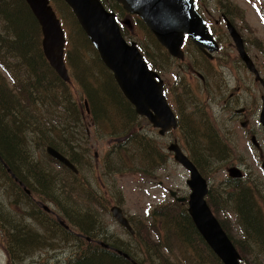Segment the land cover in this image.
Returning <instances> with one entry per match:
<instances>
[{"label":"rangeland","instance_id":"obj_1","mask_svg":"<svg viewBox=\"0 0 264 264\" xmlns=\"http://www.w3.org/2000/svg\"><path fill=\"white\" fill-rule=\"evenodd\" d=\"M61 1L64 5H67L63 0ZM49 3L62 20L65 30L64 51L68 56V62L73 65L71 66L66 62L69 75L66 86L73 98L79 101L77 104H79L81 112L78 123H74L73 127H71L73 129L71 140L76 145L86 147L87 150L86 158L83 161L79 160L77 164L85 195L81 193L80 189L75 188L70 190V194L81 206L93 208L94 214L101 221V226L106 230H100L101 233L107 232L105 235L113 234L119 237L118 241L128 244L136 255H141L142 248L145 249L143 245L137 244V239L128 234L112 216L110 208L116 205L122 209L128 220L136 222L132 223V227L137 233L142 234L148 240L157 241L154 236L155 233L151 231L147 233V229L143 228L142 223H148L150 227L155 223L158 231L161 224L160 219H151V213L157 208L163 209V207L171 204V191L174 192V196L177 193L178 197L181 195V193L178 194L180 191L186 192L185 180L188 177L187 171L173 159V154L167 150L168 144L173 139H176L183 151L190 154L192 158L191 146L193 145L185 139L181 132L183 124L184 126L187 124L198 136L200 149L202 150L209 146L208 143L211 138L220 140V143L227 141L224 140L225 138L231 140L230 143L227 141V147L222 144L224 149L220 154L227 156V151H229V159L212 161L211 168L204 172L211 185L220 184L221 187H226L227 168L236 165L243 173H251L252 179L255 180L248 181L250 182L249 184L246 181L241 183L247 187V194L249 195L252 186H258L255 191L260 195L262 203L264 202V170L262 169V167L264 168V129L259 122L254 123L255 126L251 128L255 135L254 138L260 147L257 149L256 147L258 146L252 144L251 138H248L250 136L246 137L243 131H241L242 133L237 132V135H235V133L228 130L232 114L230 108L232 106L226 108L222 101L223 98L227 99L229 93H237L233 88L235 85L233 76H235L238 79L236 83L240 85V91L237 93V100L239 101L235 106L242 105L249 108L252 111L249 114L257 113L261 111L260 97L262 95L264 97V89L260 86V81L254 80V75L245 68L238 58V52L232 38L227 34L224 23L222 22L219 26L215 25V19L221 21L220 13L224 7L234 12L235 27L245 42V49L251 57L250 59L260 78L263 77L264 0H197V10L205 19L207 26L211 32L220 33L223 39V44L220 45L221 48H219V43L215 41L216 49L206 51L209 54L205 53L208 57L216 58L214 60L207 59L208 57L205 54L202 55L200 53L201 50L193 42V44L182 47V58H176L170 55L161 45L159 47L156 46L146 33H141L140 30L135 28H125L126 33H130L131 36L135 37L132 40L145 44L153 53L152 58L157 64V70H154L165 85L167 101L174 111L179 114L178 121H180L181 126L176 127L165 135H159L157 130L145 118L137 114V119L119 117L116 112V103L113 100L108 103L103 101L104 105H109L106 112L102 111L105 122L92 119L94 117L89 115L87 103L85 104L84 102L83 105L82 100L87 96L88 86L86 84H92L95 79L99 78L96 76L99 73L98 63L92 60L94 53L89 48V45L92 44L81 38L77 30L73 31L72 20L61 15L60 11L64 5H61L62 8L59 11L54 7L52 0H49ZM108 4L111 5V2H108ZM69 9L71 10L70 7ZM62 13L66 12L62 11ZM74 18L76 20L75 16ZM130 19L132 18L130 17ZM1 24L0 22V27ZM5 36L7 35L5 34ZM1 53L2 49L0 47V58L4 60ZM163 53H166L167 57L163 56ZM6 62L13 68L8 61ZM109 72L111 73V71ZM195 72L199 76H196ZM0 76L5 79L9 86L10 84L12 85V80L9 79L8 73L1 66ZM203 77L204 82L200 80ZM60 99L61 94L59 93L53 100H50L53 108L43 111L44 115L53 124L57 125H61V119L56 115L54 107L60 103ZM43 104L45 103L43 102ZM60 110L57 113L62 114ZM232 120L235 122V129L240 131L237 120ZM133 131H138L143 137L142 141L149 142L150 145L148 146H153L157 150V152L155 150L153 152L155 154L154 160H146L143 158L142 152L139 155L140 151L135 141L126 142L119 155L115 153L114 148L117 136L119 134L122 137L128 134L131 135L130 132ZM29 145L32 148L31 142ZM74 150H77L76 146ZM251 150L253 154L259 155V150L261 151L262 156L259 157V161H255V157L254 160L251 159ZM38 154L44 156L42 152H38ZM119 158H121L123 165L113 167L112 164L118 162ZM206 161V163H209V160ZM145 164H147V167L143 170ZM82 175L86 179H83ZM2 176L1 173V207L4 205L12 208L13 213L11 212V215L16 222L22 219L21 217L18 218L17 213L23 215V211H27L31 214V217L25 216V222L28 223V226L38 233L44 232V228L40 226L41 217L39 216L48 218L50 214L38 211L40 215H34L32 204L22 198V193L14 189L12 182H6ZM73 186H75V183L70 187ZM244 186H241L240 189ZM36 195H34L35 199H39V196L37 197ZM103 198H105V201ZM100 199L104 202L103 206L100 203ZM46 204L51 209L54 206L50 203ZM180 204L186 208V203L181 202ZM227 212L228 215L226 214L225 217L234 223L235 214L230 212V210ZM0 225L6 227L5 221L0 219ZM233 232V238L237 239L238 231L236 230V225L233 228ZM50 234L54 236V240L51 241L55 245L53 247H36L22 260L21 264H65L68 259L72 258L74 251L72 245L65 244L56 234V231ZM239 234L242 233L239 231ZM3 238L4 233L0 227V264H8V249H6V243L3 242ZM74 242L71 241V244ZM170 244L172 245V253H168V256L172 255L170 259L172 260L173 258L176 264H198V262L194 263V260L188 252H185L183 245L177 239L173 238V242ZM247 254L249 258L252 257L251 254ZM259 255L264 260V245L259 250ZM214 263L217 264V262Z\"/></svg>","mask_w":264,"mask_h":264},{"label":"trees","instance_id":"obj_2","mask_svg":"<svg viewBox=\"0 0 264 264\" xmlns=\"http://www.w3.org/2000/svg\"><path fill=\"white\" fill-rule=\"evenodd\" d=\"M107 1L111 2V5ZM101 2L110 10H114L118 17H126L127 14L119 3L114 0H101ZM52 3L59 11L62 8L61 5H64L61 0H52ZM66 6L64 5L61 9V15L72 20L73 31L77 30L78 35L91 44L77 24L73 13ZM62 11L66 13L63 14ZM131 18L135 25L133 28L140 30L141 33H146L149 39L159 47V43L144 23L135 16H131ZM0 22L2 23L0 47L1 55L4 58V60L0 58V66L12 80V85L9 86L0 76V157L6 167L30 190V194L23 191L1 164L0 175L2 173V178L6 182H12L14 189L22 193V198L32 204L34 215L38 216L39 212H45L33 200L35 199L34 195L37 194L36 196H39L37 200L41 203L54 205L53 212L69 226V229L61 226L54 214H50L48 218L40 215V226L44 228V232L38 233L25 222V216L31 217L30 213L27 211H23V215L17 213L18 218L22 219L16 222L11 215L12 208L0 205V219L4 220L6 225V227L1 225L0 227L4 233L3 242L6 243V249H8V264H21L22 260L36 247H53L55 243L51 240H54V236L50 234L53 231H56L65 244H70L74 248L72 258L68 259L65 264H132L113 249L102 247L98 242L93 241L95 239L125 252L137 264H176L173 258L170 259L172 255L168 256V253H172L170 243L173 242V238L177 239L179 243L181 242L185 252L189 253L194 263L215 264L214 262H217V264H221L196 230L186 208L176 201H172L163 209L157 208L151 213V219H160L161 224L158 231L155 223L151 227L148 223H145L146 225L142 223L143 228L147 229V233L150 231L155 233L157 241L148 240L142 234L136 233L137 244L143 245L145 248H142L141 255H136L128 244L110 240L109 237L101 235L100 230H104V228L101 226L99 218L94 214L93 208L81 206L70 194V190L75 188L80 189L81 193L85 195L80 178L45 152V147L49 145L76 165L78 160L83 161L86 158V147L76 145L71 140L73 130L71 127L74 123H78L81 113L79 104H77L79 101L73 98V95L67 90V82L60 79L43 56L40 44V27L25 1L0 0ZM122 31L123 36L130 40L135 39L130 33H126L125 28ZM89 46L94 53L92 60L98 63L99 72L96 75L99 77L98 79H95L92 84H86L88 86L87 96L82 99L83 105L84 102L87 103L89 115L94 117L92 119L95 121L105 122L102 111L106 112L109 105H104L103 101L108 103L113 100L116 103V112L119 117L137 119L138 116L132 105L124 98L113 75L100 61L92 45ZM137 46L147 64L157 70V64L152 58L153 53L141 42H137ZM163 56L167 57V54L163 53ZM5 59L13 68L7 64ZM64 60L65 63L71 65L65 51ZM59 93L61 94L60 103L54 109L56 115L61 119V125L53 124L43 113V111L53 108L50 100H53ZM58 106L60 107L58 108ZM59 109L62 114L57 113ZM179 126H181L180 121L177 122V127ZM181 128L185 139L193 145L191 146L193 154L191 159L201 174L204 175L205 170L211 168L212 161L222 160L225 157L220 155L224 149L220 140L211 138L209 146L202 150L200 149V139L197 138L194 131L187 124L185 126L183 124ZM137 133L139 134L138 131H133L130 132L131 135L128 134L124 137L119 134L114 148L115 153L119 155L126 142L135 141L140 151L139 155L142 152L143 158L154 160L153 152L154 150L157 152V150L153 146H148L149 142L142 141L143 137L139 134V138ZM30 142L32 148L29 145ZM75 146L77 150H74ZM38 152H42L44 156ZM206 160H209V163H206ZM112 165L113 167L120 166L123 165V162L119 158L118 162H114ZM146 167L147 164L143 170ZM77 178L79 179L77 180ZM83 179L86 178L83 177ZM233 180L238 181L239 178H233ZM73 183L75 186L70 187ZM257 187L252 186L249 191V203H245L241 199L237 202L239 196L248 193L246 187H242L240 190L238 188L235 195L230 187L224 191V187L216 185L215 191H213L216 198L223 203L219 208L225 210L229 208L230 212L235 214L234 223L224 216L226 224L223 220H220V224L232 239L241 256L242 264H263L264 261L259 255V250L264 245V202L262 203L260 195L255 191ZM103 200L105 201V198ZM211 209L215 215L218 214L216 213L217 207L212 208L211 206ZM130 221L136 223L134 220ZM235 225L238 231L237 239L233 238ZM239 231L242 234H239ZM102 234L106 233L102 232ZM240 235L242 236L240 237ZM86 237L89 240H86ZM71 241L75 242L71 244ZM246 253L251 254L252 257L249 258Z\"/></svg>","mask_w":264,"mask_h":264},{"label":"water","instance_id":"obj_3","mask_svg":"<svg viewBox=\"0 0 264 264\" xmlns=\"http://www.w3.org/2000/svg\"><path fill=\"white\" fill-rule=\"evenodd\" d=\"M116 1L125 11L139 16L158 42L176 58L183 56L181 45L184 35H187L206 54H209L206 50L216 49V43L209 34L204 20L196 11L193 0ZM25 2L39 23L42 35L41 47L45 58L59 77L67 80L68 75L63 60L65 38L55 11L49 0H25ZM64 2L71 8L99 58L112 72L120 91L133 106L136 114L146 117L154 128H158L159 134L175 128V115L163 94L161 77L148 67L136 43L127 42L121 35L113 12L105 9L99 0H64ZM225 25L239 57L247 69L254 74L255 79L263 83L244 49L239 32L228 20ZM259 122L264 127V97H262ZM251 142L258 146L254 137H251ZM45 150L50 156L76 172L74 165L56 149L47 146ZM167 150L173 153L174 160L189 173L186 180L190 189L187 212L196 230L222 264H240L239 253L205 200L208 189L205 178L183 153L176 141L170 143ZM8 171L10 172V169ZM227 173L232 178L242 176L238 166L228 167ZM171 195H174V192L171 191ZM176 200L183 201L185 198H176ZM41 206L44 210H49L46 205ZM110 212L118 223L132 233V228L120 207L112 206ZM58 221L67 228V225L59 218ZM100 244L107 247V244ZM116 251L132 264H137L126 253Z\"/></svg>","mask_w":264,"mask_h":264},{"label":"flooded vegetation","instance_id":"obj_4","mask_svg":"<svg viewBox=\"0 0 264 264\" xmlns=\"http://www.w3.org/2000/svg\"><path fill=\"white\" fill-rule=\"evenodd\" d=\"M198 1H200V0H198ZM225 10V11H224ZM224 11V12H223ZM223 11H221V13H220V20L221 21H219V19H215V25H220L222 22L224 23V26H225V18L227 19V20H229L234 26H235V23H234V17H233V15H234V12H232V11H230L229 10V8H226V7H224L223 8ZM227 14V15H226ZM127 18V17H126ZM121 22H120V27H121V30H123V28L125 27V28H128V29H131V24H132V28L134 27V23H133V20L131 21L130 19H129V17L127 18V19H125V20H123V18H122V20H120ZM208 27V26H207ZM236 28V27H235ZM208 29H209V32H210V34L212 35V37H213V39L215 40V41H217L218 43H219V48H221V44H223V42H222V36H220V33H214V32H211V30H210V28L208 27ZM228 35H229V33H227ZM240 34V33H239ZM230 37V36H229ZM229 37H228V39H229ZM242 37V36H241ZM243 39V38H242ZM243 42H244V40H243ZM192 42L189 40V38L188 37H186L185 36V38L183 39V44H182V47L183 46H185V45H190ZM193 44V43H192ZM244 47H245V42H244ZM195 48H197V47H195ZM219 48H218V50H219ZM217 50V51H218ZM202 51V50H201ZM200 51V53L202 54V55H204L205 54V52H201ZM245 51H246V49H245ZM247 52V51H246ZM248 54V53H247ZM206 55V54H205ZM249 55V54H248ZM206 57H208L207 55H206ZM250 57V56H249ZM210 58V60H214V59H216V58H211V57H208L207 59H209ZM238 58L241 60V58L238 56ZM251 58V57H250ZM241 62L244 64V66H245V68L247 69V67H246V65H245V63L241 60ZM251 73V72H250ZM195 74H196V76H197V73L195 72ZM252 74V73H251ZM262 78V80H263V83H259L258 81V83L260 84V86L262 87V89H264V76L263 77H261ZM233 79H234V82H235V85L233 86V88L236 90V92L238 93L239 91H240V85L239 84H237L236 82H237V78L235 77V76H233ZM202 82H204V77H203V79H200ZM254 80L256 81V79H255V77H254ZM237 93H229V95H227V99H225V98H223L222 99V101H223V103H224V107H226V108H228V107H230V106H232L231 108H230V112L232 113L231 114V116H230V127H229V131H231L232 133H235V135H237V132H241V131H243V134L246 136V137H248V136H250V137H248L249 139L251 138V137H255V135H254V132H253V130L251 129V128H253V126H255L254 125V123H257V122H259V113L260 112H257V113H252V114H249V113H251L252 111L249 109V108H246V107H243L242 105H239V106H235L236 105V103L239 101V100H237ZM263 96V95H262ZM262 96L260 97V99H261V106H260V108L262 107ZM172 107V106H171ZM173 109V108H172ZM261 110V109H260ZM259 110V111H260ZM173 112H174V114H175V116H176V119H177V122H178V113L176 112V111H174V109H173ZM232 119H234V120H237V122H238V125L240 126V131H238L237 129H235V127H234V125H235V122L232 120ZM259 124H260V126L264 129V127L261 125V123L259 122ZM157 130V129H156ZM174 130V129H173ZM172 131V129L171 130H168V131H166L164 134H159L158 133V130H157V133L159 134V135H165V134H169L170 132ZM242 133V132H241ZM226 136V135H225ZM224 140H227L229 143L231 142V140H229V139H227V138H225ZM173 141H176V139H173ZM227 141H224V143H222V144H224V147H227L228 145H227ZM172 142V141H171ZM177 143H178V141H176ZM178 145H179V143H178ZM227 145V146H226ZM180 146V145H179ZM180 148L182 149V147L180 146ZM257 149H259L260 147L258 146V147H256ZM183 150V149H182ZM228 152L229 151H227V156H225L224 158H222V160L220 159L219 161H224V160H228L229 159V157H228ZM259 152H260V155L259 154H253V151L251 150V152H250V157H251V159L252 160H254V157H255V161H259V157H261L262 156V154H261V151L259 150ZM189 158H190V160H192L191 159V156H190V154H187V153H185ZM244 165V164H243ZM196 166V165H195ZM236 166V165H235ZM261 166V165H260ZM262 169L264 170V168L262 167ZM200 172V171H199ZM242 172V171H241ZM77 174L78 175H81L80 174V170L79 169H77ZM201 174V173H200ZM205 179H206V181H207V186H208V190H207V193H206V195H205V200H206V202H207V204L211 207L212 206V208H214V207H217V212L216 213H218L217 214V216H218V218H219V220H223V222H225L224 224H226V221H225V217H223L222 215L223 214H227V211L229 210V208H228V210H225V209H221V208H219L220 206H221V204L223 205V203H222V201H220V199H218V198H216V196L214 195V193H213V191H215V186L216 185H219V187H221L220 186V184H216V185H211L210 184V182H209V180L207 179V177L205 176V175H203V174H201ZM82 177H83V175H82ZM227 180L225 181V183H226V187H224V191H227V188L228 187H230V189H232L233 190V193H234V195H235V192H236V190L239 188V190H240V187L241 186H244V185H242L241 183L244 181H246L247 182V184H249L250 182H248V181H255V180H253L252 179V176H251V173H243L242 172V177L238 180V181H236V180H233V178H229V177H227L226 178ZM187 187V186H186ZM244 187H246V186H244ZM213 188H214V190H213ZM247 188V187H246ZM186 190V192H179L178 194H180L181 193V195H180V197H185V198H187V196H188V188H186L185 189ZM239 192V191H238ZM177 198H178V196H177V193H176V195H175ZM239 199H241L242 201H244L245 203H249V200H250V193H249V195L248 194H246V195H244V196H239V198L237 199V202H239ZM182 203H186V200L185 201H183ZM228 215V214H227ZM129 222H130V224H131V227H132V223H131V221H130V219H129ZM219 222H221V221H219ZM105 230V229H104ZM106 231V230H105ZM107 233V232H106ZM130 235H132V236H134V237H136L137 235H136V231H135V229L132 227V233H130V232H128ZM101 235H103V236H107V237H109L110 238V240H117L118 241V239H119V237H116V236H114L113 234H110V235H104V234H102L101 233ZM100 235V236H101ZM93 241H95V242H98L99 240L98 239H95V240H93Z\"/></svg>","mask_w":264,"mask_h":264},{"label":"bare ground","instance_id":"obj_5","mask_svg":"<svg viewBox=\"0 0 264 264\" xmlns=\"http://www.w3.org/2000/svg\"><path fill=\"white\" fill-rule=\"evenodd\" d=\"M76 250V249H75ZM80 251V250H79Z\"/></svg>","mask_w":264,"mask_h":264}]
</instances>
